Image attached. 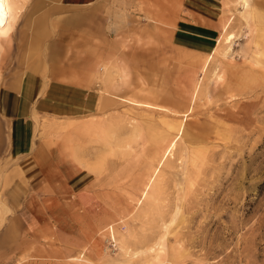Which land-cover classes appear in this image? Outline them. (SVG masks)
<instances>
[{"label": "rangeland", "instance_id": "obj_1", "mask_svg": "<svg viewBox=\"0 0 264 264\" xmlns=\"http://www.w3.org/2000/svg\"><path fill=\"white\" fill-rule=\"evenodd\" d=\"M23 2L0 35V100L13 72L49 68L19 56L17 35H32L37 18ZM162 2L103 0L66 15L82 25L61 47L63 69L91 80L98 104L34 116L35 153L44 164L38 149L61 152V172L56 187H30L17 204L7 191L24 177L2 101L0 264H264V0H224L211 36L186 19L187 7L208 12V0ZM177 21L197 27L192 44ZM83 187L102 216L91 243L65 257L53 208L77 221Z\"/></svg>", "mask_w": 264, "mask_h": 264}, {"label": "crops", "instance_id": "obj_2", "mask_svg": "<svg viewBox=\"0 0 264 264\" xmlns=\"http://www.w3.org/2000/svg\"><path fill=\"white\" fill-rule=\"evenodd\" d=\"M103 0H31L30 11L37 14L34 20L33 34L21 32L17 35L19 44V56L21 58H42L47 61L48 69L40 65V70H34L30 67L23 70L15 71L11 76L3 82L4 99L3 101L4 120L11 127V149L13 157L18 158L17 166L23 172L24 181L17 178L10 185L7 195L10 202L20 203L25 196L29 198V190L34 189L37 193L38 189L46 187H56V181L59 179L58 173L61 172L60 155L51 152L49 149H38L41 155H45V163L42 164L36 150L34 148V128L35 118L38 115L56 116L61 118L66 114H78L92 111L98 104V94L93 93V85L91 80H86L81 73L76 70L66 71L63 69L61 60V47L68 42L70 36H76L78 29L82 23L80 19L73 16L67 18L66 15H74L85 8H93L102 5ZM122 4L129 6L130 4L145 3V0H121ZM161 6L162 0H148ZM185 0H181L184 3ZM208 12L195 10L187 7L188 13L191 15L186 17L187 21L192 20L204 35H214L219 29V22L223 12L224 0H208ZM19 12L23 11L24 2L19 0ZM101 8V6H100ZM129 8V7H128ZM99 9V8H98ZM171 9V7H170ZM94 10V8L92 9ZM212 11V15L210 14ZM77 15V14H76ZM12 24V23H11ZM11 24L10 27L11 28ZM90 26H93L94 20L90 19ZM184 25L177 21L176 25H181L184 36L189 39L191 44L194 41V34L197 27L190 29V25ZM190 26V27H189ZM56 28V29H55ZM68 28L69 32L66 30ZM71 28V29H70ZM73 28V29H72ZM10 30V29H9ZM73 30V31H72ZM75 32V33H74ZM213 32V33H212ZM9 33L7 31L2 36ZM178 37L179 33L175 30L173 36ZM181 35V34H180ZM80 36V35H79ZM214 38V37H209ZM204 42H209L203 40ZM81 42V41H79ZM24 43V44H23ZM48 46V50L46 47ZM63 51V50H62ZM33 66L38 65L32 63ZM56 69V70H55ZM3 98V97H2ZM122 100H130L120 97ZM137 101V100H136ZM142 102V101H140ZM150 104V103H149ZM14 106V108L11 107ZM153 105V104H152ZM157 106V105H156ZM10 108L12 110L10 111ZM14 139V143H13ZM37 151V152H38ZM39 155V154H38ZM31 187V188H30ZM87 190L86 187L76 191V200L79 208L83 213L74 219H67L61 222V206L53 208L54 214L58 217L55 220L53 228V236L59 242V251L65 257L74 254L83 245L91 243L92 237L97 232V221L102 216L96 196L93 192L83 198L82 193ZM88 191H90L88 189ZM101 207V206H100ZM100 216V217H99ZM75 222H73V221ZM46 223L43 222L42 229H47ZM81 228V229H79Z\"/></svg>", "mask_w": 264, "mask_h": 264}, {"label": "bare ground", "instance_id": "obj_3", "mask_svg": "<svg viewBox=\"0 0 264 264\" xmlns=\"http://www.w3.org/2000/svg\"><path fill=\"white\" fill-rule=\"evenodd\" d=\"M244 3L248 2V0H243ZM20 8L19 5V0H0V35L2 36L3 34H5L7 31H9L10 24L12 23L13 18L16 15V12H18ZM14 21V20H13ZM235 37L234 34H229L226 36V40L227 42H231L232 39ZM198 88H200V85L198 86ZM128 101L130 103H133L135 105H139V106H146V107H151V108H164V107H160V106H156V105H152L149 103H144V102H140V101H134V100H125ZM172 112V111H171ZM176 115H178L177 113H175ZM189 115V113H187V116ZM177 140L173 141L169 147V154L172 153V151L174 150L175 146H176ZM161 163L163 164V159L161 160ZM151 181V180H150Z\"/></svg>", "mask_w": 264, "mask_h": 264}]
</instances>
